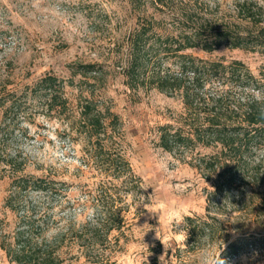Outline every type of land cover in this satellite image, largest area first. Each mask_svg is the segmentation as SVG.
I'll return each mask as SVG.
<instances>
[{"label": "rangeland", "instance_id": "rangeland-1", "mask_svg": "<svg viewBox=\"0 0 264 264\" xmlns=\"http://www.w3.org/2000/svg\"><path fill=\"white\" fill-rule=\"evenodd\" d=\"M237 1L241 0H173L194 4L204 18L244 27L247 23L236 15ZM148 2L0 0V99L5 102L0 109V153L22 166L17 172L0 159V242H10L18 226L19 217L5 200L12 178L24 174L57 182L59 195L33 194L32 210L36 217L46 215L47 240L50 230L56 232L50 240L61 237L62 264H213L238 237L264 235L259 195L264 187L252 192L249 185H237L209 196L211 183L197 164L218 148L198 146L172 154L158 146V127L175 124L184 112L179 96L132 90L124 83L123 43ZM189 52L210 60L242 61L254 75L264 65L259 53L226 46L211 53ZM79 64H99L102 73L96 78L73 75L72 66ZM45 74L63 79L67 114L48 113L28 95L27 87ZM85 98L118 117L107 132L113 135V149L129 163L139 189L124 177L113 178L92 160L76 129ZM111 205L123 218L119 229L101 232V244H93L88 231L81 239L75 236ZM224 260L264 264V247L243 248ZM0 264H14L1 248Z\"/></svg>", "mask_w": 264, "mask_h": 264}, {"label": "trees", "instance_id": "trees-1", "mask_svg": "<svg viewBox=\"0 0 264 264\" xmlns=\"http://www.w3.org/2000/svg\"><path fill=\"white\" fill-rule=\"evenodd\" d=\"M149 8L151 12L147 13ZM146 9L126 34L120 74L129 89H155L181 99L184 112L175 124L158 127V146L172 154L191 152L198 146L218 148L214 154L201 157L197 164L205 181L211 183L209 196L229 192L237 185H249L252 192H258L259 187H264V155L258 157L253 148L264 149V100L256 96H264V65L254 75L242 61L210 60L189 51L211 53L226 46L264 57V6L252 0L237 1L236 15L247 23L244 27L204 18L198 15L194 4H174L173 0H149ZM101 73L99 64L72 66L73 75L96 78ZM63 89V79L51 74L27 87L30 98H37L48 113L59 115L69 110ZM4 103L0 99V109ZM78 119L76 129L83 134L95 164L113 178L130 180L135 183L132 188L139 189L129 163L113 149V135L107 132L118 117L108 108H99L92 98H85ZM0 159L15 171L22 170L20 163L6 160L1 153ZM59 193L57 182L46 177L24 174L12 178L5 206L18 215L19 222L12 240L0 242L10 262L63 263L58 255L61 237L47 240L46 215L36 217L32 210L36 203L33 194L53 198ZM259 193L264 206V190ZM98 214L94 224H85V230L77 231L78 239L88 231L93 244H101V232L106 235L123 223L119 210L112 205ZM247 247H264V235L238 237L227 246L223 260Z\"/></svg>", "mask_w": 264, "mask_h": 264}, {"label": "clouds", "instance_id": "clouds-1", "mask_svg": "<svg viewBox=\"0 0 264 264\" xmlns=\"http://www.w3.org/2000/svg\"><path fill=\"white\" fill-rule=\"evenodd\" d=\"M259 2L261 3L262 6H264V0H259ZM257 98L260 99V100H264V96H262L260 93H257L256 94ZM253 152L254 153H257V156L259 157L260 155H264V149H256V148H253ZM258 162V161H257ZM95 216V210L94 209H91L89 210V218L92 219L93 217ZM172 219L176 220L177 223L180 222V218L179 216H173ZM54 235H56V232L55 230H50L46 236L47 238L50 240ZM157 237L160 239L159 235L157 234ZM161 240V239H160ZM161 242L163 243V241L161 240ZM147 247V245H146ZM162 257H160V261L162 260ZM213 264H226V261L221 259V258H217L213 261Z\"/></svg>", "mask_w": 264, "mask_h": 264}]
</instances>
